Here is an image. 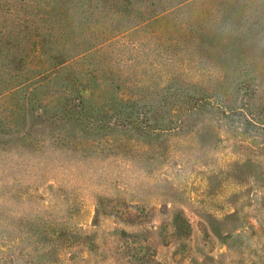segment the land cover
<instances>
[{
    "label": "rangeland",
    "instance_id": "1",
    "mask_svg": "<svg viewBox=\"0 0 264 264\" xmlns=\"http://www.w3.org/2000/svg\"><path fill=\"white\" fill-rule=\"evenodd\" d=\"M117 1L14 0L98 49L47 87L2 39L0 264H264V0Z\"/></svg>",
    "mask_w": 264,
    "mask_h": 264
},
{
    "label": "trees",
    "instance_id": "2",
    "mask_svg": "<svg viewBox=\"0 0 264 264\" xmlns=\"http://www.w3.org/2000/svg\"><path fill=\"white\" fill-rule=\"evenodd\" d=\"M189 1L191 0H184V3ZM235 1L234 3H236ZM242 1L247 3L248 1L253 0ZM130 2L131 0L117 1L118 5L130 4ZM13 3L14 0H7L4 3L0 2V45L1 42H3V38L10 36L11 39H13V42L11 43L12 46L8 47L10 48L9 50L11 53L15 55V59L17 58V63L20 64V68H23L27 63L33 65L34 68L39 71L36 78L38 79L42 77L43 80H48L46 84L47 87L51 86V84L56 81L55 79L61 75L64 69L72 68L75 63H81L79 59L82 57L83 51H87L86 48L96 47V49H98L97 39L77 41L75 33L67 32L68 23L72 21L73 18L72 13H70L67 17H63L66 11L63 4L55 6H52L51 4H44L43 7H40L39 5L29 6L32 9L31 11H28V8L21 9L18 6L13 5ZM22 10L25 11L22 12ZM55 10H57L58 14L60 13L59 17H55L56 15L52 14V11ZM159 16L160 15L156 14L152 17V19L155 20ZM36 23L37 25L34 26ZM145 24V21L142 19L140 23L134 25V28ZM15 27H17V29H15ZM30 28L33 29V32L36 31L37 35L35 36L33 33L31 37H27V39L23 42L24 45L30 46L29 53L18 56L21 52L17 49L19 44H14V34H17L19 37L20 33ZM46 36L49 37L46 38ZM57 43L59 45H56ZM72 43L73 46H71ZM84 44L89 47L85 48L86 45ZM58 82L59 81H56V83ZM97 82L98 80L96 79V83ZM62 83L65 92L62 99L66 98V101H62L61 105L65 104V107H67V105H71L73 108L69 109V111L87 116L89 107L86 99L88 98L89 93L86 92L88 90L93 94L95 92L94 85L85 83L78 76L67 77L62 81ZM106 112L108 113L109 110ZM179 217L181 222L178 223V225L175 223L176 228L178 226L180 230L183 228L188 229L190 227V222L184 214ZM51 235L52 240L56 243L54 248L60 253V250H64L66 241L57 233V229L54 230Z\"/></svg>",
    "mask_w": 264,
    "mask_h": 264
}]
</instances>
